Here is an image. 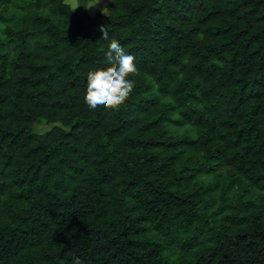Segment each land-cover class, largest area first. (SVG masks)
<instances>
[{
  "label": "trees",
  "instance_id": "obj_1",
  "mask_svg": "<svg viewBox=\"0 0 264 264\" xmlns=\"http://www.w3.org/2000/svg\"><path fill=\"white\" fill-rule=\"evenodd\" d=\"M71 1L0 0V264H264V0Z\"/></svg>",
  "mask_w": 264,
  "mask_h": 264
},
{
  "label": "clouds",
  "instance_id": "obj_2",
  "mask_svg": "<svg viewBox=\"0 0 264 264\" xmlns=\"http://www.w3.org/2000/svg\"><path fill=\"white\" fill-rule=\"evenodd\" d=\"M101 0H94V3L87 8H93L100 4ZM108 7L101 8L104 15H108ZM100 31L102 39L109 41L106 51L108 67L99 68L87 73V90L84 100L90 110H96L102 106L104 110L118 111L124 104L129 94L134 89V81L129 78L130 74H137L138 68L133 55L127 54L120 42L114 37L109 39L107 25H102ZM72 264H83L77 257Z\"/></svg>",
  "mask_w": 264,
  "mask_h": 264
},
{
  "label": "rangeland",
  "instance_id": "obj_3",
  "mask_svg": "<svg viewBox=\"0 0 264 264\" xmlns=\"http://www.w3.org/2000/svg\"><path fill=\"white\" fill-rule=\"evenodd\" d=\"M69 2L75 6V3L71 0H69ZM109 2V0H101L100 4H98L97 6L93 7V8H90V11L92 13L94 12H97V11H101L100 9L103 8L107 3ZM94 3V0H92L89 4V6L91 4ZM4 28H5V25L3 22H0V36H3L5 33H4ZM52 127L51 124H49L48 122L46 121H42V122H39V123H36L35 125V130L38 131V132H44V131H47L49 130L50 128Z\"/></svg>",
  "mask_w": 264,
  "mask_h": 264
}]
</instances>
